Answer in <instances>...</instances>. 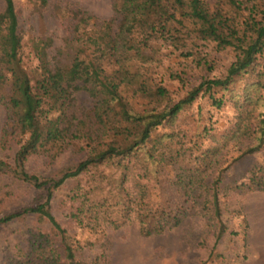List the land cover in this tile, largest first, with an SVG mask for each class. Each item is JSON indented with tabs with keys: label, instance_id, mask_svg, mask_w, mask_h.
<instances>
[{
	"label": "trees",
	"instance_id": "1",
	"mask_svg": "<svg viewBox=\"0 0 264 264\" xmlns=\"http://www.w3.org/2000/svg\"><path fill=\"white\" fill-rule=\"evenodd\" d=\"M3 1L0 100L8 115L3 132L5 138L21 137L22 145L13 166L0 158V175H13L45 197L42 203L0 217V231L4 224L32 217L37 221L27 231V249L11 256L9 264H87L78 261L80 242L68 235L52 208L54 193L72 180L92 176L84 186L78 184V205L71 216L82 228L94 232L107 223L119 228L131 210L141 235L159 236L182 224L185 208L170 209L151 199L153 180L165 177L168 186L190 196L196 184L210 177L224 152L243 140L254 145H239L242 155L264 146V120L257 123L256 110L247 106L255 100L252 83L234 91L254 69L258 80L254 87L262 82L257 67L264 52V0H114L109 19L79 18L70 59L52 54V38H33L28 61L15 0ZM28 1L36 9L49 5V0ZM168 51L178 54L186 68H165ZM226 51L234 59L224 73L190 82L193 65L211 72L213 53ZM172 82L183 89L178 98ZM79 91L92 100L91 109L81 115L73 110ZM204 99L217 111L233 103L236 113L227 129L203 113V126L192 137L177 129L160 133L165 126L178 128L183 112ZM68 152L82 153V158L56 175L46 178L26 170L34 155L55 160ZM115 172L120 173L121 184L116 193ZM130 178L135 180L134 198L126 189ZM222 178L219 174L206 185L218 219ZM109 209L116 219L109 217ZM226 232L221 224L216 243Z\"/></svg>",
	"mask_w": 264,
	"mask_h": 264
},
{
	"label": "rangeland",
	"instance_id": "2",
	"mask_svg": "<svg viewBox=\"0 0 264 264\" xmlns=\"http://www.w3.org/2000/svg\"><path fill=\"white\" fill-rule=\"evenodd\" d=\"M113 1L49 0L46 8L36 9L28 0H15L26 61L33 56V38H52V54L61 59H70L74 54L71 41L79 18L82 15H91L98 20L109 19L113 15ZM4 7V1L0 0V13L4 11ZM168 55L170 56L166 57L165 68L171 67L177 71L186 68L184 61L177 59L178 54L169 52ZM213 57L214 70L208 72L193 65L190 82H196L203 75L213 77L224 73L234 59V54L230 51L214 52ZM255 70L247 77L244 76L235 85L234 91L243 90L248 83H252V97L255 100L247 106L256 110L258 123L264 120V52L257 67V70L262 71V82L254 87L258 83ZM159 73H163V69ZM161 77L162 75L159 76L160 79ZM170 88L176 98L183 93L179 83H170ZM234 99L237 100L238 97ZM239 101L242 102V99ZM91 106L92 100L85 92L75 93L74 111L81 115L91 109ZM203 113L212 117L216 125L227 129L236 112L232 102H228L224 110L217 111L204 99L183 112L177 121L178 128L176 125L165 126L160 129V133L177 129L187 131L188 136L192 137L203 126ZM7 119L6 107L0 100V158L13 166L15 155L22 145V138L13 135L5 138L3 129ZM253 121L256 122V118ZM246 144L254 145V141L243 140L238 146L245 147ZM237 147L219 156V162L211 169L210 177L207 176L202 186L196 184L190 196H183L174 187L168 186L165 177L151 182L150 196L156 203H162L170 209L179 210L181 206L185 208L182 224L159 236L141 235L135 213L131 210L129 218L119 228L108 223L103 229L94 232L82 228L71 216L76 211L73 207L78 205L75 200L78 184L84 186L92 176L87 175L66 183L54 193L52 208L55 217L68 230V235L80 242V248L76 251L78 261L87 264H264V146L249 155H242L243 152ZM81 154L68 152L55 160L47 158L45 154L34 155L28 159L25 167L31 174L48 178L82 158ZM191 165L188 163L187 167ZM219 174L223 176L220 191L221 219L215 216L209 203L212 190L206 188ZM114 176L117 179L113 186L116 193L121 185L118 182L120 173L115 172ZM156 181L161 182V185H157ZM134 182L130 178L126 185L129 198H134L137 193ZM44 201L41 191L13 175H0V217ZM108 212L110 218L116 219L113 209ZM35 222L36 218L32 217L2 225L0 264H9L11 256L27 249V231L36 226ZM221 224L225 225L227 232L216 243ZM212 251L213 255L210 257Z\"/></svg>",
	"mask_w": 264,
	"mask_h": 264
}]
</instances>
